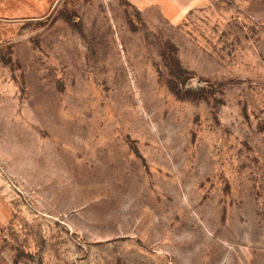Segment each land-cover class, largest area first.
I'll list each match as a JSON object with an SVG mask.
<instances>
[{"label": "rangeland", "instance_id": "rangeland-1", "mask_svg": "<svg viewBox=\"0 0 264 264\" xmlns=\"http://www.w3.org/2000/svg\"><path fill=\"white\" fill-rule=\"evenodd\" d=\"M0 264H264V0L0 20Z\"/></svg>", "mask_w": 264, "mask_h": 264}, {"label": "crops", "instance_id": "crops-1", "mask_svg": "<svg viewBox=\"0 0 264 264\" xmlns=\"http://www.w3.org/2000/svg\"><path fill=\"white\" fill-rule=\"evenodd\" d=\"M55 0H0V20L44 14Z\"/></svg>", "mask_w": 264, "mask_h": 264}]
</instances>
